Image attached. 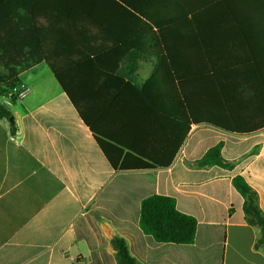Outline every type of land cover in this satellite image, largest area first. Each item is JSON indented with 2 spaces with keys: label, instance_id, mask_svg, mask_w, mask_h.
<instances>
[{
  "label": "crops",
  "instance_id": "1",
  "mask_svg": "<svg viewBox=\"0 0 264 264\" xmlns=\"http://www.w3.org/2000/svg\"><path fill=\"white\" fill-rule=\"evenodd\" d=\"M186 12L202 17L175 20ZM8 27L13 60L40 63L14 85L25 97H0L13 118L0 117V264H117L113 234L140 264H264L233 185L243 176L264 214V0H0ZM165 58L169 71L142 91ZM47 61L90 95L99 133L171 164L116 171ZM181 97L204 119L175 155ZM220 142L234 168L192 166ZM153 194L197 219L193 244L142 232Z\"/></svg>",
  "mask_w": 264,
  "mask_h": 264
},
{
  "label": "trees",
  "instance_id": "2",
  "mask_svg": "<svg viewBox=\"0 0 264 264\" xmlns=\"http://www.w3.org/2000/svg\"><path fill=\"white\" fill-rule=\"evenodd\" d=\"M191 16V17H190ZM202 15H189V13L175 14V20L180 23H187L198 21ZM179 33H187V30L179 31ZM0 97L6 94L17 83L20 74L39 64L40 61H17L13 60V29L4 28L0 29ZM185 51L186 46L181 45ZM163 51L169 54L171 48L168 46L162 47ZM178 48L175 45V53ZM170 50V51H169ZM179 50V51H180ZM57 81L66 92L71 102L76 107L79 115L85 124L91 129L103 153L108 161L113 165L116 171L126 170H141L151 169L156 166L166 167L169 166L173 158L168 159L166 162L159 161L158 159H150L142 156L134 149L127 148L120 143L106 137L98 132L92 123V117L88 108H85V102L89 99L87 93L72 92L67 78L60 74L59 63L54 61H47ZM170 63L166 62V58L160 62L159 67L153 76L144 85L142 91L152 87L160 78L164 77L165 73L169 71ZM181 105H184L185 110L188 112L186 116L187 126L182 132L180 139L175 143V155L181 148L184 140L189 131L190 125L193 122H200L204 118L202 116L194 115L191 110H188V101L186 97H181ZM168 112V111H166ZM0 117L10 118L12 113L0 100ZM223 143L208 149L204 156L192 163L195 168H207L214 165L226 169H232L235 166V161H227L222 157L221 150ZM127 149L128 151H125ZM233 185L236 190L244 198L243 211L248 224L256 226L260 230L259 238L255 243V248H264V214L259 205L258 193L248 184L245 178L237 175L233 178ZM197 219L189 214L181 212L177 208V203L174 197L153 194L144 198L141 202V211L139 226L142 232L150 235L156 242L159 243H173V244H193L197 234ZM111 246L115 252L117 264H140L137 259L131 254L128 243L123 237L113 234L111 237Z\"/></svg>",
  "mask_w": 264,
  "mask_h": 264
},
{
  "label": "built area",
  "instance_id": "3",
  "mask_svg": "<svg viewBox=\"0 0 264 264\" xmlns=\"http://www.w3.org/2000/svg\"><path fill=\"white\" fill-rule=\"evenodd\" d=\"M10 95H13V96L21 99V98L26 96V90L20 89L18 86H13Z\"/></svg>",
  "mask_w": 264,
  "mask_h": 264
},
{
  "label": "water",
  "instance_id": "4",
  "mask_svg": "<svg viewBox=\"0 0 264 264\" xmlns=\"http://www.w3.org/2000/svg\"><path fill=\"white\" fill-rule=\"evenodd\" d=\"M9 119H10L11 122L13 121V118L12 117H10Z\"/></svg>",
  "mask_w": 264,
  "mask_h": 264
},
{
  "label": "rangeland",
  "instance_id": "5",
  "mask_svg": "<svg viewBox=\"0 0 264 264\" xmlns=\"http://www.w3.org/2000/svg\"><path fill=\"white\" fill-rule=\"evenodd\" d=\"M9 93H10V90L6 94H9Z\"/></svg>",
  "mask_w": 264,
  "mask_h": 264
}]
</instances>
